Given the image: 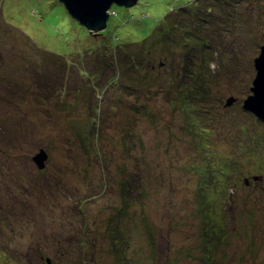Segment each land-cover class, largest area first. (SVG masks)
I'll list each match as a JSON object with an SVG mask.
<instances>
[{"label": "rangeland", "instance_id": "1", "mask_svg": "<svg viewBox=\"0 0 264 264\" xmlns=\"http://www.w3.org/2000/svg\"><path fill=\"white\" fill-rule=\"evenodd\" d=\"M179 4H114L110 34L141 41ZM256 5L244 8L251 22L238 27L244 32L234 30L220 48L222 55H213L207 72L212 101L185 126L176 97L181 93L170 75L184 54L178 48L160 75L152 70L166 58L163 50L153 58L136 50L138 62L141 57L148 68L139 70L151 81L141 94L155 100L150 109L160 120L154 125L131 108L147 104L139 97L121 96L112 85L104 98L93 94L91 82L77 72L92 68L91 61L60 68L54 58L51 70L40 73L38 68L47 67L40 58L46 48L57 55L79 48L81 30L63 24L71 17L59 0H0V264H46L48 257L52 264H119L120 259L122 264H206L198 220L204 191L228 232L210 264H264V182L254 180L264 175V125L243 109L264 45V3ZM52 12L61 22L54 30L48 25L55 23L43 20ZM82 39L86 55L92 39ZM34 74L51 83L64 79L63 87L55 84L54 98L61 104L56 113L35 97ZM161 76L167 81L157 82ZM231 97L236 101L227 107ZM91 99L111 114L94 128L98 137L89 134ZM119 123L142 139L126 144ZM196 129L207 136L193 135ZM42 149L48 159L39 170L32 158ZM225 162L228 181L222 185L209 171ZM135 182L142 185L138 194H128L127 189L136 190Z\"/></svg>", "mask_w": 264, "mask_h": 264}, {"label": "trees", "instance_id": "2", "mask_svg": "<svg viewBox=\"0 0 264 264\" xmlns=\"http://www.w3.org/2000/svg\"><path fill=\"white\" fill-rule=\"evenodd\" d=\"M179 1V6L175 8L171 7L170 12L166 14L165 17L158 19L148 36L141 41H131L129 39L122 40L118 35L113 33L110 34L111 32L109 31V26L105 31L99 32L95 35L86 28L82 27L74 19L69 18L67 19L68 22L63 24L69 26L73 24V26L75 25L81 30V34L79 35L80 41L76 43L79 47L78 50H66L63 54L57 55L46 48L47 51H43V56H40V58L46 60L43 61V65L47 67L44 69H38L40 73L51 70L49 62L54 58V63H56L60 68H65L66 65H68V68L79 64L83 66L88 61H91L93 62L92 68L84 70L82 74L80 73V70H77V72L83 79H86L87 77L91 82V87L94 88L93 94L100 92L99 96L104 98L107 93V89L112 85L117 92L122 93L119 94L121 96L129 97L131 94L137 96L135 97L137 100L140 98V100L142 99L146 101L150 107L147 104L140 107L135 106L133 105L134 103H132L131 108L134 110L136 116L156 125L159 124L160 119L154 116L152 110L150 109L151 104H153L155 100H149L141 94L144 88L149 86L148 84H150L151 81L142 77L139 74V70L141 68L147 70L148 68L144 64V61H140L141 57L138 62V53L136 50L140 53H144L150 58H153L155 54L158 53V50L161 52L163 50L166 54L165 59L167 60L162 59L159 65H155L154 69L156 70H152L153 73L160 75L161 73H167V67L171 63L168 56H170V53L178 48L180 52L184 54L182 55L181 61L178 62V65L175 64V69L170 71V75H173V78L175 79V81L172 79L171 81L173 87L175 86L178 89L177 92L181 93L180 96L177 94L176 97L180 100L181 106L178 108V112L183 114L182 123L184 122L185 126L193 125L191 121H196L195 119L198 117L200 108L212 101V91L208 82L210 77L207 72L208 69L211 70L210 68L214 60L213 55L221 56L222 54L220 48H222L223 43L226 42L229 35H233V33L235 34V31L237 33L244 32L238 27H241L246 23H251L246 19V15L248 13L245 12L244 8H255L258 1L264 3V0H188L184 3H182V0H176V2ZM111 11L113 12L111 17L117 16V11H115L113 7ZM47 17L43 20H49L52 24L55 23L53 24L54 26L48 25L49 27H52V30L57 27V24L61 23L56 21L58 14H54L52 12V14ZM122 24H124V22ZM89 36L92 40H87L88 42L85 47L86 55H84L81 49V43H84L82 38L88 39ZM94 40L97 42V45L93 44ZM161 44L162 47L160 46ZM87 56H90V59L86 58ZM234 59L236 58L232 55L231 62H233ZM154 60L155 62L157 61L156 59ZM195 69H198V72H195ZM179 74L182 76L178 77ZM133 77H135V79H139V81H136ZM30 78H33L30 82H33V85L35 84L34 82L39 83L37 89L38 91L35 90V97H37V100L40 102L44 101L47 105L46 107L48 109L51 108L53 113H56L61 104L60 101L54 98L56 95L55 84H61V87H63L64 79L58 77L59 83L58 78L51 83L45 75L41 74L37 76L34 74V76ZM157 78V82H160V80L163 82L165 79L167 81L168 79V77L162 76ZM28 88H30V86H28ZM33 89H35V86H33ZM104 106L106 107V105ZM104 106H100L99 104L94 106V102L92 99L90 100L89 117L92 120L91 123L93 126L89 130L90 136L98 137L100 132L95 131L94 128L99 130L97 126L99 125L100 120L105 118L108 120L111 115L105 112L107 110ZM109 106L107 108L108 110ZM255 120L258 124H260V126L264 125V121L259 120L258 118H255ZM116 127L124 132L125 135H123V140L126 144H130L134 137L141 138L139 133L133 132V130L125 129L124 125H120V123ZM197 129L194 132L192 131L193 135L206 137V134L210 132V129L203 128V132L206 134H202ZM143 145L142 141V146ZM224 165H228L227 162L223 163L222 167L216 169L217 171H215L212 169L215 167L214 164H212L209 171L211 175L216 177L215 181H221L222 185L228 181L227 177H225L226 173L223 171V169L227 170L224 168ZM139 167L140 166H138V168ZM138 168L137 172H141ZM139 174L140 173L136 175ZM135 184L136 186H134V188L136 190L133 192L132 189L131 193H129L126 183L122 185V187L127 189L126 191L128 194L137 195V189L142 187V185H138L139 183L136 182ZM208 193V191H204L202 194V208H200V215L198 217L201 226V234L203 236L202 248L204 252L202 259L206 264L211 263L213 251L220 247V244L224 242L228 234L224 223L218 221L220 213L213 202L214 199L207 197ZM217 199L220 200L222 198L219 196ZM115 239L121 242L120 239L118 240L116 237ZM124 247L127 248V245H124ZM41 255L46 256L47 253L44 251ZM48 260L49 257L46 259V264H49ZM120 261L121 259L119 260V264H122ZM50 262V264H52L51 259Z\"/></svg>", "mask_w": 264, "mask_h": 264}, {"label": "water", "instance_id": "3", "mask_svg": "<svg viewBox=\"0 0 264 264\" xmlns=\"http://www.w3.org/2000/svg\"><path fill=\"white\" fill-rule=\"evenodd\" d=\"M139 0H59L64 5L70 17L77 21L82 27L92 33L103 32L108 27L113 12L114 4L130 8ZM256 77L251 88L252 94L244 101L243 109L252 113L259 120L264 121V45L260 47V54L254 61ZM236 101L231 97L227 100V107ZM39 170L45 168L48 153L40 150L33 158ZM255 176L254 180H259ZM49 264L51 263L50 260Z\"/></svg>", "mask_w": 264, "mask_h": 264}, {"label": "flooded vegetation", "instance_id": "4", "mask_svg": "<svg viewBox=\"0 0 264 264\" xmlns=\"http://www.w3.org/2000/svg\"><path fill=\"white\" fill-rule=\"evenodd\" d=\"M264 182V175L260 177L258 181H255V183H261Z\"/></svg>", "mask_w": 264, "mask_h": 264}]
</instances>
